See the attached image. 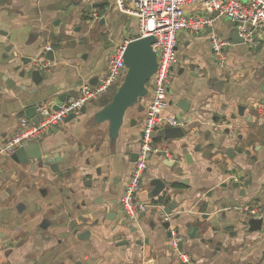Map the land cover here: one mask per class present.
Returning a JSON list of instances; mask_svg holds the SVG:
<instances>
[{
    "label": "crops",
    "instance_id": "obj_1",
    "mask_svg": "<svg viewBox=\"0 0 264 264\" xmlns=\"http://www.w3.org/2000/svg\"><path fill=\"white\" fill-rule=\"evenodd\" d=\"M201 10L191 5L186 13ZM235 27L220 18L201 33H178L168 112L186 132L173 139L162 134L166 128L155 133L160 152L150 157L138 195L149 207L136 223L126 220L120 198L151 93L128 111L116 140L108 123L90 119L123 79L46 133L39 143L59 160L54 169L0 154V264H264V215L262 229L251 231L253 217L243 210H264V30L253 49L231 39ZM210 32L229 41L224 67ZM137 33V18L115 0H0V149L29 107L56 105L98 82L110 54ZM49 49L53 61L44 56ZM31 69L41 70L38 86L21 76ZM153 179L166 183L161 198L152 197ZM161 204L175 206L168 221ZM173 231L180 253L171 247Z\"/></svg>",
    "mask_w": 264,
    "mask_h": 264
},
{
    "label": "built area",
    "instance_id": "obj_2",
    "mask_svg": "<svg viewBox=\"0 0 264 264\" xmlns=\"http://www.w3.org/2000/svg\"><path fill=\"white\" fill-rule=\"evenodd\" d=\"M130 2L131 6L126 4V0H115L120 11L137 18L138 37H155L156 41L152 47L158 55L157 70L147 85L151 99L141 126L138 158L125 179L120 198V207L126 220L136 223L149 207L139 200L138 195L150 157L160 152L154 145V135L161 128L182 126L180 120L168 112L169 88L173 68L178 61V33L188 31L198 34L214 27L217 19L225 18L234 22L240 37L244 40L243 43L255 49L259 45L257 30H264V0H130ZM191 5L200 6L201 12L193 15L186 13V8ZM209 39L218 65L224 67L225 48L229 41L213 32H210ZM127 43L128 41H125L118 45L110 54L107 74L98 82L83 84L79 93L67 96L57 109L50 102L38 103L36 105L38 121L21 117L18 131L0 149V154L10 157L26 143L40 142L46 133L61 126L69 115H79L86 105L110 93L124 78L126 72L124 53ZM233 181L239 180L233 178ZM158 207L162 209L163 220L168 221L169 215L166 213L165 205L161 204ZM243 210L253 218H261L264 215V210L259 204L246 205ZM181 241V236L173 231L170 242L173 251L180 253Z\"/></svg>",
    "mask_w": 264,
    "mask_h": 264
},
{
    "label": "water",
    "instance_id": "obj_3",
    "mask_svg": "<svg viewBox=\"0 0 264 264\" xmlns=\"http://www.w3.org/2000/svg\"><path fill=\"white\" fill-rule=\"evenodd\" d=\"M231 39L236 44H242L244 42L240 37L237 27L232 31ZM155 41L154 36L138 37L137 35L128 41L124 53V62L126 66L124 78L116 93L113 95L112 100L103 108L96 111L90 119L91 125L108 123V133L112 140L118 139L120 130L125 124L128 111L134 108L139 103L140 99L145 98L149 93L147 85L155 74L158 64V55L152 47V44L155 43ZM44 56L46 59L53 61L55 59V52L53 49H49ZM21 76L28 77L37 86L43 80L40 69H31L28 73L23 72ZM7 83L9 86L12 84L14 85V81H8ZM262 91L264 92V83ZM65 98V95L61 96L54 108L57 109ZM184 103L185 102L182 100L179 105H181L185 111H188V108H184ZM85 107L82 108L81 112L86 111ZM240 110L243 111L244 107H241ZM26 116L27 118H32L34 121H38L36 106L29 107L26 111ZM74 116V114H71L67 119H72ZM180 122L183 124L184 120L182 119ZM185 132L186 131L181 127H168L163 130L162 134L167 138L173 139L183 137ZM230 152L232 151L229 150L228 153ZM11 158L21 164L37 165L38 167L50 165L53 169L56 168V164L59 162L58 159H55L48 154H44L39 142L26 143L24 146L17 149ZM137 158L138 155L134 154L132 156V161H136ZM186 159L190 160V157L186 155ZM151 185L154 186L151 193L153 198L159 196V198H161L165 194V181L161 179H153ZM174 208L175 206L171 204L170 207L166 209V213L170 214ZM249 223L250 230L257 231L262 229L263 219L252 218ZM164 226L169 228L170 222H165ZM197 228L198 227H193L192 231L196 232L198 230Z\"/></svg>",
    "mask_w": 264,
    "mask_h": 264
},
{
    "label": "rangeland",
    "instance_id": "obj_4",
    "mask_svg": "<svg viewBox=\"0 0 264 264\" xmlns=\"http://www.w3.org/2000/svg\"><path fill=\"white\" fill-rule=\"evenodd\" d=\"M113 90V89H112ZM112 90H111V92H112ZM111 92L109 93V94H111ZM109 96V95H108ZM105 99V98H104ZM101 100H103V99H101Z\"/></svg>",
    "mask_w": 264,
    "mask_h": 264
}]
</instances>
